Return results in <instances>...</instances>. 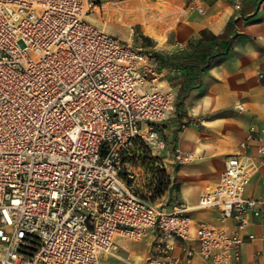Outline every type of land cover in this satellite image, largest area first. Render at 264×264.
Wrapping results in <instances>:
<instances>
[{
  "label": "built area",
  "instance_id": "1",
  "mask_svg": "<svg viewBox=\"0 0 264 264\" xmlns=\"http://www.w3.org/2000/svg\"><path fill=\"white\" fill-rule=\"evenodd\" d=\"M97 10V0H0V264H102L121 239L149 235L143 264H243L242 244L257 238L240 232L264 222V195L246 196L264 164V128L226 157L196 204L235 228L196 221L180 200L141 197L139 148L168 180L196 154L164 137L178 89L155 52L95 25ZM191 13L205 15L207 1L184 0L170 15Z\"/></svg>",
  "mask_w": 264,
  "mask_h": 264
},
{
  "label": "crops",
  "instance_id": "2",
  "mask_svg": "<svg viewBox=\"0 0 264 264\" xmlns=\"http://www.w3.org/2000/svg\"><path fill=\"white\" fill-rule=\"evenodd\" d=\"M175 1L183 3V0ZM236 1L242 2L241 9L235 7ZM229 21H232L235 30L229 52L204 71L200 88L191 90L183 101L182 106L189 111L188 116L204 119L203 124H190L175 136V143L183 151L192 150L201 153V156L180 169L171 166L170 171L171 183L175 175L176 183H179V200L194 208L191 214L196 221L233 229L235 221L221 222L216 209H197L196 204L203 191L215 188L226 157L239 149L252 129L264 128V78L258 77V73L264 71V0H207L206 15L196 17L182 30L171 33L174 53L170 54L180 53V45L191 47L202 37L221 34ZM164 69L167 79L179 82L174 84L179 91L183 79L181 71L176 67ZM238 104H243L245 110H238ZM253 156L258 159L256 154ZM262 195L264 164L252 177L246 190L248 197ZM247 233L254 234L257 239L242 244V263L264 264V222L254 221L240 232ZM125 240L121 239L116 253L104 255L102 264H113L109 257L125 262L133 258L132 264H139V259H146L150 254L154 243V238L149 235L144 238L147 241L145 246L119 253L121 248L127 249Z\"/></svg>",
  "mask_w": 264,
  "mask_h": 264
},
{
  "label": "rangeland",
  "instance_id": "3",
  "mask_svg": "<svg viewBox=\"0 0 264 264\" xmlns=\"http://www.w3.org/2000/svg\"><path fill=\"white\" fill-rule=\"evenodd\" d=\"M97 2L100 3V10L88 17L95 25L114 36L116 35L126 43L166 54L174 53L171 33L182 30L196 17L204 16L191 13L183 16L178 21L175 20L170 12L183 6L184 0L181 4L175 0H97ZM179 48L181 47L179 46ZM173 82L175 85L179 83L178 81ZM183 104L184 102L179 103L177 118L163 133L164 137L173 138L175 141L177 132L185 130L182 127L183 123L187 125L195 122L203 124L204 119L189 117V111L185 110ZM194 154H196V158L193 161L201 156V153L194 152ZM135 158V168L139 172V177L134 184V189L141 197L157 205H170L173 201L179 200L180 188L179 183H176V175L173 178V183H171L172 180H168L167 173H162L158 164L159 161L155 159L154 155H151L146 147L139 148ZM181 166L176 165L175 168L180 169ZM173 189H175V192ZM125 241L127 249L121 248L119 253H125L128 250L135 251L136 248L145 246L147 243L144 239L138 242L128 239ZM144 249L147 250L148 247H144ZM108 259L114 262L113 264L133 263V258L128 260L130 263L116 257H109ZM144 259H139V264H143Z\"/></svg>",
  "mask_w": 264,
  "mask_h": 264
},
{
  "label": "trees",
  "instance_id": "4",
  "mask_svg": "<svg viewBox=\"0 0 264 264\" xmlns=\"http://www.w3.org/2000/svg\"><path fill=\"white\" fill-rule=\"evenodd\" d=\"M234 34L232 21H229L221 34L202 37L191 47H184L180 53L155 52L164 68L176 67L182 73L178 103L181 104L191 90L200 88L204 71L210 69L215 61L229 52ZM162 173L166 172L162 171Z\"/></svg>",
  "mask_w": 264,
  "mask_h": 264
}]
</instances>
